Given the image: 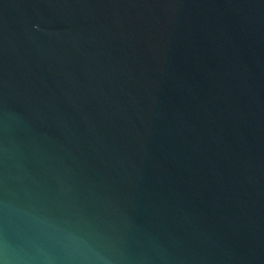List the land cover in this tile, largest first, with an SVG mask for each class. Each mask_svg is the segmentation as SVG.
I'll return each instance as SVG.
<instances>
[{
    "label": "water",
    "instance_id": "1",
    "mask_svg": "<svg viewBox=\"0 0 264 264\" xmlns=\"http://www.w3.org/2000/svg\"><path fill=\"white\" fill-rule=\"evenodd\" d=\"M0 264H264V0H0Z\"/></svg>",
    "mask_w": 264,
    "mask_h": 264
}]
</instances>
